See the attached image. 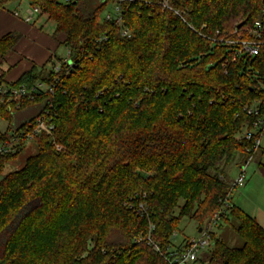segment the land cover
<instances>
[{
  "label": "trees",
  "instance_id": "1",
  "mask_svg": "<svg viewBox=\"0 0 264 264\" xmlns=\"http://www.w3.org/2000/svg\"><path fill=\"white\" fill-rule=\"evenodd\" d=\"M27 1L55 23L76 68L55 75L48 61L5 85L60 80L53 95L23 99L19 110L41 105L19 127L50 110L53 141L38 136L37 153L7 175L26 146L0 156V264H169L164 253L181 220L201 229L230 200L227 176L252 145L245 133L255 118L244 108L263 100L264 110V53L233 62L230 46L204 37L236 38L264 19V0L125 1L127 36L101 19L110 1ZM18 40L0 38V62ZM9 107L0 104L9 125L0 140L16 125ZM140 202L148 217L130 209ZM226 212L218 232L232 228L243 246L217 232L205 259L264 264V229L234 204Z\"/></svg>",
  "mask_w": 264,
  "mask_h": 264
},
{
  "label": "built area",
  "instance_id": "2",
  "mask_svg": "<svg viewBox=\"0 0 264 264\" xmlns=\"http://www.w3.org/2000/svg\"><path fill=\"white\" fill-rule=\"evenodd\" d=\"M63 4H69L75 0H59ZM100 3L110 1L114 6L113 14H106L104 19L108 22H114L117 26L122 28V35L127 36L128 31L123 28V18L121 4L125 1L133 0H94ZM165 8L172 10L167 1L162 4ZM12 15L22 20L26 24H35L37 18L42 15V11L38 7L28 6L25 11L21 12L20 9L12 13ZM192 28V27H191ZM236 31L235 33H237ZM212 42L219 43L220 45H228L231 47L232 61L242 57L253 58L264 53V19H259L254 22L253 26L247 31L237 35L236 38H220L211 39L204 37ZM104 37V40H107ZM67 67V70L66 68ZM76 66L70 61V53L67 50V56L65 59L58 61L52 67V72L55 75L64 74L69 77L74 71ZM59 77L55 82L46 84L44 82H38L30 89L26 86L18 88H8L5 85L0 86V104L10 106L14 105V111L21 109V101L28 99L34 101L38 96L42 94H54L55 85L59 83ZM263 100L256 101L250 106H245L244 111L248 116L255 118L252 129L245 133L246 140L250 141L252 145L247 149L249 157L247 161L239 167V175L235 181L229 183L231 193L235 190L242 189L246 185V172L249 165L253 162L255 154L261 149L264 138V110H262ZM53 107V106H52ZM51 107V108H52ZM53 116L50 110H44L40 116L37 117L35 122L26 124L24 126H17L10 131L6 140H0V156H6L17 152L18 147L21 144L27 146L33 143L35 139L40 135H46L53 141ZM146 198V196H144ZM230 205L229 201L223 204L221 210L214 215L209 223L202 227L198 238L189 240L181 247L173 249L170 247L164 255L169 264H195L200 255L208 250H211L214 246V235L218 232L219 225L222 223V219L226 212V208ZM130 209H133L140 217H148V205L145 202H140L137 206L130 205ZM154 226H150L151 234ZM177 234H174L176 237ZM139 239L137 242H140ZM148 244H152L148 238ZM155 250L160 253V249L155 246Z\"/></svg>",
  "mask_w": 264,
  "mask_h": 264
},
{
  "label": "rangeland",
  "instance_id": "3",
  "mask_svg": "<svg viewBox=\"0 0 264 264\" xmlns=\"http://www.w3.org/2000/svg\"><path fill=\"white\" fill-rule=\"evenodd\" d=\"M5 2V11L13 13L16 10L21 12L25 11L28 6L27 0H4ZM114 13V6L110 4L105 11L101 14V19L105 17L106 14ZM37 25L43 26L46 33L53 35L56 30V25L54 22L48 20L47 15H40L38 18ZM67 51L65 48H61L59 56L63 57ZM51 65L49 66V68ZM264 89V86H261ZM41 109L40 104H35L29 107L28 109L21 111L15 114V126L11 127L12 129L30 121L33 119ZM8 123L0 120V135L8 131ZM38 151L37 146L33 143H30L26 146L25 153L15 161L9 162L6 164L4 169V175H7L11 172L21 169L26 161V158L36 154ZM264 164V161L262 162ZM258 161L255 156V160L249 165L246 172V185L242 189L235 190L230 196L229 203L238 206L241 210L245 211L247 214L260 213L264 216V170L262 164ZM144 177L147 175L142 174ZM239 175V169H231L227 180L229 182L235 181ZM199 227L197 223L190 221L187 218L181 220L179 224V229L177 236L173 237V246L172 248H179L184 244L185 240H193L199 236ZM219 233V232H218ZM227 244L231 247L241 248L243 246V241L235 234L234 230L230 227L224 226L222 232L218 234ZM211 250L203 252L199 259H202L195 264H209V261L205 257L207 253Z\"/></svg>",
  "mask_w": 264,
  "mask_h": 264
},
{
  "label": "crops",
  "instance_id": "4",
  "mask_svg": "<svg viewBox=\"0 0 264 264\" xmlns=\"http://www.w3.org/2000/svg\"><path fill=\"white\" fill-rule=\"evenodd\" d=\"M37 23L38 19L35 24L30 25L15 18L7 11L0 12V38L9 33H15L19 36L14 50L0 62V77H3L4 85H11L16 82L34 66L42 67L48 61H51L47 69H52L58 61L66 58V54L63 57L59 56L61 48H64L61 45L62 38L57 37L55 32L53 35H49L45 32L43 26H39ZM255 156L261 163L264 161V138L262 147ZM259 165H262L264 170V164ZM248 215L255 218L264 229L263 215L259 212Z\"/></svg>",
  "mask_w": 264,
  "mask_h": 264
},
{
  "label": "water",
  "instance_id": "5",
  "mask_svg": "<svg viewBox=\"0 0 264 264\" xmlns=\"http://www.w3.org/2000/svg\"><path fill=\"white\" fill-rule=\"evenodd\" d=\"M242 26H243V23H242V24H240V25L238 26V29H240ZM201 230H202V229H199V231H198V232L200 233V232H201Z\"/></svg>",
  "mask_w": 264,
  "mask_h": 264
}]
</instances>
